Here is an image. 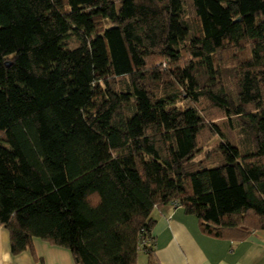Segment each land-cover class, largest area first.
Here are the masks:
<instances>
[{"label":"trees","instance_id":"obj_1","mask_svg":"<svg viewBox=\"0 0 264 264\" xmlns=\"http://www.w3.org/2000/svg\"><path fill=\"white\" fill-rule=\"evenodd\" d=\"M207 136L222 143L196 162ZM169 204L215 236L264 231V0H0L12 254L37 238L74 264H155Z\"/></svg>","mask_w":264,"mask_h":264},{"label":"crops","instance_id":"obj_2","mask_svg":"<svg viewBox=\"0 0 264 264\" xmlns=\"http://www.w3.org/2000/svg\"><path fill=\"white\" fill-rule=\"evenodd\" d=\"M150 237L155 264H264V231L239 227L219 236L205 230L182 207L156 208ZM136 264H148V255ZM0 264H74L69 251L35 238L32 249L12 254L9 232L0 225Z\"/></svg>","mask_w":264,"mask_h":264},{"label":"rangeland","instance_id":"obj_3","mask_svg":"<svg viewBox=\"0 0 264 264\" xmlns=\"http://www.w3.org/2000/svg\"><path fill=\"white\" fill-rule=\"evenodd\" d=\"M188 23L190 24V26L195 29L197 26V22L194 21L192 19L191 16L188 17ZM78 44V40L75 37H71L70 40L67 43V47L72 49L74 47H76ZM225 63H228V60H226ZM158 65V64H157ZM165 63H162V67H165ZM227 65V64H226ZM201 106L203 107V109L205 110V112L207 113L208 117L206 118V123L211 124V123H221L224 121L225 118H223L216 110L210 109L211 107L208 106V104H206L205 102H202ZM235 135V134H234ZM235 138L240 139V133H237L236 136H234ZM222 143V140L220 137L218 136H207L206 138L203 139L201 145V149L199 150V152L196 154V156L194 157V161L198 162L200 160H205L206 154L209 151L214 150L215 148H217L220 144ZM138 255H143V253L141 251H139Z\"/></svg>","mask_w":264,"mask_h":264}]
</instances>
